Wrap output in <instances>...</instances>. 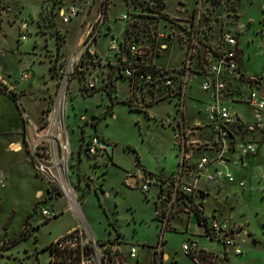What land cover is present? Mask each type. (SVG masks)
I'll list each match as a JSON object with an SVG mask.
<instances>
[{
  "label": "rangeland",
  "instance_id": "1",
  "mask_svg": "<svg viewBox=\"0 0 264 264\" xmlns=\"http://www.w3.org/2000/svg\"><path fill=\"white\" fill-rule=\"evenodd\" d=\"M85 1L65 0L63 8L74 3L81 6ZM181 1L192 11L194 0ZM45 2L0 0V69L6 81L5 84L0 80V177L3 176L5 182L0 186V242L6 240L11 243L9 249L0 255V264H51L45 244L52 243L78 225L72 211L48 223L45 221L47 224L43 222L38 211L41 206L55 204L58 209L66 203H57L54 199L46 204L40 202L38 198L46 194L47 183L29 163L24 146V112L38 125L42 124L54 91L50 66L55 57L56 43L49 35L51 31L38 25ZM99 3L100 0H94L87 21L95 20L100 11ZM111 3L96 47L101 59L107 62L117 58L109 46L113 41L118 45L123 41L126 22L119 17L130 10L122 0H111ZM178 3V0H173L168 14L184 22L185 15L177 12ZM207 6L208 25L211 24L212 32L208 37L209 44L214 45L219 36L231 33L237 39L241 66L264 84V0H208ZM77 19L65 23L61 16L58 17L59 27L66 36L65 54L79 43L84 14ZM204 20L206 22L205 17ZM24 23H28L25 31L22 30ZM164 23L167 24L166 21ZM172 29L180 33L175 26ZM22 34L27 35L25 41L21 40ZM163 43L169 47L156 51L159 64L175 68L181 66L185 53L179 35L170 41L160 42V45ZM94 69L100 77L107 76V71L100 68L99 63L94 64ZM23 71L31 73V80H20ZM203 80L202 75L191 81L185 101L187 119L192 122L190 127L198 132L196 142L187 147L188 152L199 148L190 164L203 154L211 159L214 156L213 150L206 149V144L211 146L213 133L207 126L205 108L211 99L209 93L201 89ZM129 86L128 79L119 78L117 90L110 96L102 88V80L97 90L90 94L80 92L79 84L75 85L66 111L73 146L70 175L76 184L80 176L90 179L87 187L81 185L79 194L82 197V214L94 233L104 240L115 239L120 234L127 244L138 247V259L132 264H152L151 257L163 226L161 215L168 211L170 203L166 201L167 194L164 197L166 202L158 200L159 188L155 183L147 193L141 190V184L147 171L167 180L180 174L185 152L177 141L181 105L175 97L155 101L150 95L143 97L141 92L133 96ZM250 90L249 87L243 88L245 99L249 98ZM136 98L143 107L141 111H133L127 105V100L132 99L135 103ZM112 102L113 115L107 113ZM233 106L247 120L252 119L248 104L234 103ZM197 121L202 122V129L193 128ZM16 125H20L19 132ZM82 131L86 132L87 140L91 135L103 137L113 147L109 152L111 160H103L95 168V162L84 152L79 157ZM255 134L261 141L258 155L246 156L245 161L238 153H231L228 157L225 170L233 175V183H207L204 177L199 180V186L209 197L208 202L202 203V215L208 218L209 223L216 220L227 224L231 231L224 238L212 235L209 228H205L202 236L196 235L199 228L195 218L191 216L189 226L186 221H172V217L178 214L177 209L172 210L170 227L164 233V251L168 260L163 264H199L183 251V244L190 239L202 241V246L206 247L197 258L200 264H264V127ZM12 143L22 144V149L11 147ZM209 172L215 173L214 165H210ZM129 177H134L136 183H131ZM188 181L194 183V178ZM40 190L44 192L42 196H38ZM27 219L34 228L30 236L20 240ZM237 249L242 253L236 254Z\"/></svg>",
  "mask_w": 264,
  "mask_h": 264
},
{
  "label": "built area",
  "instance_id": "2",
  "mask_svg": "<svg viewBox=\"0 0 264 264\" xmlns=\"http://www.w3.org/2000/svg\"><path fill=\"white\" fill-rule=\"evenodd\" d=\"M129 13L119 17L126 22V28L133 22L134 14H142L135 8L134 0H122ZM155 0L149 1L152 4ZM177 12L185 15L183 21L174 19L169 15L168 8L173 5V0H157L161 3L164 13L176 24L184 27L178 29L177 33L172 29L173 24L167 22L164 28L162 25L156 30L155 38L157 44L154 47L132 42L124 36L123 41L118 45L116 41L110 44V50L119 57L121 72L130 81V90L133 96L141 92L143 97L150 95L155 101L160 98H177L181 107L179 110V123L177 141L179 146L184 148L183 164L178 176L173 180L171 188V201L168 211L161 213L163 226L159 241L151 257L152 264H163L168 260L165 253L164 233L170 227V214L175 200L182 196L194 197V204L199 205L205 189L199 186V180L205 178L207 183L223 184L233 183V175L225 170L226 162L231 153H238L241 160L245 157L258 155V146L261 141L253 139L252 135L263 129L264 98L259 96V92L264 89L263 82L258 78L247 77L241 66L240 55L237 50V39L231 33H225L218 37L214 45L209 44L208 37H211V30L208 25L207 2L208 0H194L193 9L190 11L184 1L178 0ZM172 2V3H171ZM94 0H86L83 5L72 4L62 8L59 12L63 22L70 23L84 14V19L79 29V43L74 46L69 54L60 57L57 65V72L54 76V91L51 106L45 114V120L38 125L25 113L24 141L28 154V161L34 167L36 173L47 183V191L39 198L43 204L51 200L65 202L66 206L56 209V205H43L38 211L43 218V222L57 218L61 214L72 211L78 220V225L70 232L58 237L46 246L50 252V261L54 264H132L138 259V247L136 245L127 246L122 240L100 239L88 225L86 218L82 214V197L79 194L81 185L87 187L89 178L80 176L79 183L76 184L71 171L72 150L70 147L68 127L66 121V111L68 99L70 98L71 87L76 79H81V92L90 94L97 89L100 81L99 72L94 71V64L99 63V67L107 62L97 56L95 46L100 36L102 26L105 24L108 13L111 9V0H100L98 14L93 22L87 21ZM2 8L0 7V11ZM206 19V22L204 20ZM181 22V23H179ZM207 25V26H205ZM28 23H24L22 30L27 29ZM127 29H125L126 32ZM177 33V34H176ZM126 34V33H125ZM175 35H179L180 44L185 53L184 62L179 67H168L159 64L156 51L167 49V42ZM27 39L26 34H22L21 40ZM204 76L201 89L208 92L211 101L206 105L207 126L212 130L211 146L206 144V149L213 150V158L206 155L199 156L193 164H190L199 148L187 151L189 144L196 142L193 138L197 131L191 127L181 126V115L185 111V101L187 89L191 81L197 76ZM32 75L28 71H23L20 80L25 82L31 80ZM0 80L6 84L2 74ZM246 80L251 81L249 86ZM249 87V98H244L243 88ZM154 92V95L151 93ZM145 99L143 98V102ZM234 103H246L250 108L251 120H247L245 115L235 110ZM136 105L140 101L136 98ZM146 104V103H145ZM201 112V111H200ZM201 123V124H200ZM194 122L193 128H200L202 122ZM246 130V134L243 132ZM108 145L99 135L90 136L83 146L82 153L95 162L94 167H98L103 160H111ZM194 145V144H193ZM208 146V147H207ZM19 150L22 149L19 145ZM210 165L215 166V173L209 172ZM108 167L109 164H106ZM194 178V183L188 179ZM154 180L145 175L141 184L144 193L149 191V187ZM4 177H0V186H4ZM202 196V198H201ZM37 211V212H38ZM30 223L24 226L23 236H30L33 229ZM211 234L217 238H224L231 228L222 222L213 220L209 223ZM6 240L0 242V254L10 245ZM185 254L194 257L196 260L200 255L199 242L196 239L183 244ZM236 254H241L237 249Z\"/></svg>",
  "mask_w": 264,
  "mask_h": 264
},
{
  "label": "trees",
  "instance_id": "3",
  "mask_svg": "<svg viewBox=\"0 0 264 264\" xmlns=\"http://www.w3.org/2000/svg\"><path fill=\"white\" fill-rule=\"evenodd\" d=\"M135 3V8H137L139 10L140 13L142 14H134L132 13L133 16V22L129 23L127 25V30H126V34L127 38L130 39L132 42H137V43H144L147 45H150L152 47L155 46V44H157V39L155 38V34H156V30L162 25L164 27L167 26L166 23H164V21L169 22L171 24H173L172 27H176L177 29H184L183 26L174 23L165 13H164V8L163 5H161V3H155V0L152 4H150L149 1L151 0H134ZM65 0H46V2L44 3L40 15H39V19H38V25L40 26V28H45V30L49 31V35H51L53 37V39L55 40L56 43V52H55V57L51 62V66H50V72L52 73V78H54L56 72H57V65H58V61L60 59V57L62 55H64V45L66 42V36L65 34H63V32L61 31L59 24H58V17H59V12L60 10L63 8V6H65ZM211 26V25H210ZM209 26V29H210ZM49 30H48V29ZM117 78H121V79H126V77L124 76V74L122 72H120L118 74V76L116 75ZM246 83L251 86L252 82L251 81H247ZM96 91V90H95ZM94 91V92H95ZM115 85L112 84L110 89L108 90L109 95L111 96L112 92H115ZM154 95V92H151ZM166 99V97L160 98V101ZM127 105L131 108V110L133 111H141L142 110V106L141 105H136L132 99H129L126 101ZM113 107H114V102H112L111 106L109 107L108 110V114H112L113 113ZM148 107V106H147ZM247 132L246 130H244L243 134L245 135ZM253 139H256L255 135H252ZM261 144V143H259ZM83 150V146L82 149L80 151V153H82ZM146 176L151 177L152 179H156V181L158 183H165L164 181L160 180L156 175H154L151 172H147L145 173ZM163 192V189H162ZM171 190L168 192L167 194V198L166 201L168 203H170L171 201V196H170ZM163 194V193H162ZM207 194H203V196H206ZM165 196V195H164ZM202 198V196H201ZM194 197L191 196H182V197H178L174 204L172 209H174L176 207V205L178 203H182L185 206H188L191 211L194 213V216L196 218L197 223L200 226H203L206 228V230H208L209 228V220L206 216L202 215V211L203 208H201V204L199 205H195L194 204ZM203 205V204H202ZM169 207V205H168ZM204 207V205H203ZM158 214V213H157ZM158 221H160L158 219ZM26 224H28V222H26ZM26 236L21 235L20 236V240L23 239ZM17 244V242H16ZM201 253V252H200ZM193 260H195L194 257H192Z\"/></svg>",
  "mask_w": 264,
  "mask_h": 264
},
{
  "label": "crops",
  "instance_id": "4",
  "mask_svg": "<svg viewBox=\"0 0 264 264\" xmlns=\"http://www.w3.org/2000/svg\"><path fill=\"white\" fill-rule=\"evenodd\" d=\"M78 20V19H77ZM106 23V22H105ZM100 37V36H99ZM98 41H99V38H98V40H97V44H96V46H95V50L97 51V49H96V47L98 46ZM97 56L99 57V58H101L100 56H99V54H98V52H97ZM105 62H107V61H105ZM118 63H119V57H117L116 58V60L115 61H111V60H109L105 65H103V66H100V68H102V69H104L105 68V72L107 73V76H102V77H100V74H99V78H100V81L98 82V84L101 82V80H102V88H104V89H106L107 91L110 89V87H111V85L112 84H114L115 85V90H117V87H116V81L120 78H117L116 77V75L118 76V74L121 72V69H119V65H118ZM242 68H243V71H244V73L247 75V77H251V78H253L252 76H250L249 74H248V72H247V70H246V68L245 67H243V65H242ZM109 69V70H108ZM115 72V75H114V72ZM0 72H1V74L3 75V70L2 69H0ZM256 78V77H255ZM53 81H54V78H53ZM81 83H82V80L81 79H76V80H74V82H73V84H72V87H71V93H70V97L72 98V95H73V93H74V88H75V85H77V84H79V90H80V92H81ZM97 88H98V86H97ZM97 90V89H96ZM93 93V92H92ZM52 99V98H51ZM69 107V106H68ZM113 110H114V107H113ZM68 112V111H67ZM112 115H113V113H112ZM201 121H197V124H199ZM201 124V123H200ZM16 127H17V131L19 132V130H20V125H16ZM95 127H96V129H97V124L95 125ZM203 128V125H201V127L200 128H197V129H202ZM197 134H198V132H197ZM68 135H69V130H68ZM92 136V135H91ZM196 137V136H195ZM195 137L193 138L194 140H196L195 139ZM87 137H86V132H84V131H82V139H81V145H80V151H81V149H82V146H84L85 145V143H86V139ZM103 138V137H102ZM103 140H104V138H103ZM69 141H70V147H73L72 146V141H71V138H70V135H69ZM12 142V141H11ZM10 142V143H11ZM12 146L11 147H14V146H18L19 147V145H21V147H22V144H20V143H12L11 144ZM113 150V149H112ZM80 151H79V157H81L82 156V153H80ZM16 153H18V152H16ZM259 154V153H258ZM88 158V157H87ZM89 159V158H88ZM245 161V160H244ZM82 162V160H80V163ZM145 171V170H144ZM147 171V170H146ZM147 172H149V171H147ZM152 173V172H151ZM155 175V174H154ZM157 176V175H156ZM160 180H162V181H164V182H166V184L164 183H158L157 181H154L153 183H155L157 186H158V188H159V191H158V200L160 201V202H166L165 201V196L164 195H166V194H168V192L171 190V188H172V184H173V180H174V178H175V176L173 177V178H171V179H165V178H163V177H159V176H157ZM129 181L131 182V183H136V180H135V178L134 177H129ZM222 185V184H221ZM48 188V187H47ZM162 189H163V192H162ZM47 191V190H46ZM41 193L42 194H44V192L42 191V190H40V191H38V196L39 195H41ZM163 193V194H162ZM40 198V197H39ZM38 198V199H39ZM208 195H206L204 198H203V203H205V202H208ZM200 202V204L202 203V199L199 201ZM59 203V202H58ZM156 205H157V203H156ZM62 207V206H61ZM60 207V208H61ZM201 208H203L202 207V204H201ZM177 209V215L174 217H172V221L174 220V221H177V220H182V221H186L187 222V224H188V226H189V224H190V218H191V216H193L194 218H195V216H194V213L191 211V209L188 207V206H185V205H183L182 203H178L177 205H176V207L174 208V210H176ZM180 210H183L182 212L183 213H180ZM37 212V211H36ZM64 214V213H63ZM62 215V214H61ZM208 215V214H207ZM30 217H32V216H30ZM29 217V218H30ZM59 217V216H58ZM57 217V218H58ZM56 219V218H55ZM195 220H196V218H195ZM50 221V220H49ZM158 221V220H157ZM26 222H28V219H27V221ZM47 223H48V221H46ZM197 222V221H196ZM29 223V222H28ZM45 223V222H44ZM47 223H45V224H47ZM33 227H34V225H33ZM198 228H199V232H197L196 233V235H200V236H202L203 234V232L205 231V227H203V226H200L199 224H198ZM117 238L118 239H120V240H122V238H121V235L119 234L118 236H117ZM190 240H192V239H190ZM189 240V241H190ZM197 240V239H196ZM5 241V240H4ZM123 241V240H122ZM198 242H199V246H200V250L202 251V249H204V248H206L205 246H202V241H199L198 240ZM123 243H125L127 246H132V245H129V244H127L125 241H123ZM17 245V244H16ZM48 244L46 243L45 244V246H44V248L46 249V246H47ZM7 249H9V247L7 248ZM4 253V252H3ZM2 253V254H3ZM2 254H0V255H2ZM195 261H198V263L200 264V261L197 259H195ZM50 263L51 264H54V263H52L51 261H50Z\"/></svg>",
  "mask_w": 264,
  "mask_h": 264
},
{
  "label": "flooded vegetation",
  "instance_id": "5",
  "mask_svg": "<svg viewBox=\"0 0 264 264\" xmlns=\"http://www.w3.org/2000/svg\"><path fill=\"white\" fill-rule=\"evenodd\" d=\"M182 119H181V126L183 127H190V122L188 119H187V114H186V110L184 111V113L181 115Z\"/></svg>",
  "mask_w": 264,
  "mask_h": 264
},
{
  "label": "water",
  "instance_id": "6",
  "mask_svg": "<svg viewBox=\"0 0 264 264\" xmlns=\"http://www.w3.org/2000/svg\"><path fill=\"white\" fill-rule=\"evenodd\" d=\"M259 96L262 97V98H264V89H262L259 92ZM108 148H109L110 151H112V149H113V147L111 145H108ZM202 207H203V205H202Z\"/></svg>",
  "mask_w": 264,
  "mask_h": 264
}]
</instances>
